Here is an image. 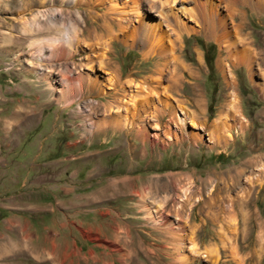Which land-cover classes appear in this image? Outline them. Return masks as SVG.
<instances>
[{"label":"rangeland","instance_id":"obj_1","mask_svg":"<svg viewBox=\"0 0 264 264\" xmlns=\"http://www.w3.org/2000/svg\"><path fill=\"white\" fill-rule=\"evenodd\" d=\"M210 1L220 5L226 29L237 25L238 37L264 55V14L237 1L230 19L226 0ZM39 3L0 0V167L55 161L54 166L64 165L70 172L80 168V179L72 173L65 190L66 211L87 214V222H74L88 228L89 246L95 245L105 264H264V59L253 61L249 71L226 57L223 43L193 31L178 36L168 31L182 67L175 91L162 88L165 81L145 88L142 77L154 61L143 60L140 49L120 42L121 36L109 45L113 72L87 62L96 52L84 44L74 58L82 67L75 71L67 57H28L37 49L22 38L28 35L25 28L54 21L61 5ZM183 6L193 9L191 0ZM139 12L160 19L143 4ZM79 15L83 27L87 15ZM178 16L196 30L191 18ZM136 24L133 18L129 31ZM76 72L100 88L85 94V100L69 102V96L61 97L62 77ZM118 74L132 86L110 88ZM149 90L158 95L152 108L142 112L137 101ZM232 99L236 118L226 111ZM159 103L173 109L171 115L157 118ZM180 109L195 125L187 120L166 128L168 118L175 122L174 111L182 118ZM223 116L222 131H213ZM113 120L122 125L106 124ZM95 125L98 129H90ZM167 130L183 140L167 139ZM16 186L0 192V199L16 195ZM181 187L188 189L186 200ZM15 200L0 204V220L5 208L20 207ZM20 254L15 251L0 264H22Z\"/></svg>","mask_w":264,"mask_h":264},{"label":"bare ground","instance_id":"obj_2","mask_svg":"<svg viewBox=\"0 0 264 264\" xmlns=\"http://www.w3.org/2000/svg\"><path fill=\"white\" fill-rule=\"evenodd\" d=\"M237 1H240L242 5H245L255 14H264V0H254L253 2L251 0H226L224 8L227 18L232 19L236 15V9L234 7ZM47 2H49L50 5L51 2L52 4L54 2L61 3L59 8H55V11L58 12L56 19L52 22H48L47 20L41 23L39 22L35 24L33 30L27 29L26 26L25 30L23 29L25 34L28 35L22 38L31 41L28 47H35V49H37L36 52L33 49L34 52L30 51L27 53L28 57L36 61L47 57L52 58L54 56L57 58L67 57V59L73 62L75 66L74 70H79V68L82 67L80 64L81 61L76 64L74 58L78 54L77 50L81 48L80 45L84 44L83 46H85L86 49L88 48L90 52L94 50L96 52L93 55L94 57L86 58L87 62H93L99 65L100 69L113 72L115 68L109 56V45L112 41L118 40V37L121 36L122 40H120V42L122 41V43L129 47L136 46L140 49L143 60L154 61L152 68H149L147 74L142 77L143 83L146 84L145 88H158L159 84L165 81L167 85H164L162 88H171L175 91L178 87L177 72L182 67L176 55V44L168 39L172 34L178 36L179 34H187L189 31H193L202 35L206 40H212L218 44L223 43L225 45L226 57L231 58L236 64L246 66L249 71H251L250 67L253 61H262L264 59V55L254 52L250 46L244 42V37L243 39L238 37L239 28L237 25H233L232 31L226 29L224 23L225 17L223 15L219 16L218 14V7L220 5L213 4L210 0H191L193 9L184 8L183 4L185 0H42V3L39 4L44 5ZM62 4L66 6L70 5L71 8L68 6L69 9L66 8V11L61 8ZM142 4L147 6L149 13L157 14L160 19L155 21L146 15L143 17L139 12V6ZM53 6L54 5H51V7ZM81 11H85L87 15L85 19H82L83 27L79 19ZM178 15H186V17L191 18L195 22L194 27L196 30L186 27L183 20ZM133 18H136L137 24L136 27L129 31V27L132 26L131 21ZM36 19L32 18L34 23ZM87 20H89L90 23H87ZM30 26H32V24ZM78 26L80 28H78ZM168 31H171L172 34H168ZM232 32L234 40L231 37ZM87 39H92L93 43H86L85 40ZM43 50L47 51V54H44V52L42 53ZM257 65L259 66V71H261V63ZM67 72L72 73L70 69ZM261 72L260 75L264 77L263 70ZM133 74L134 73H131L130 75ZM121 78L122 76L120 74L114 76L110 88H123L124 85L130 88L132 86V82L121 80ZM62 81L65 85V90L61 93V97L64 98L69 96L71 98L69 102H72V98H76L79 101L85 100V94H92L100 88V85L94 80L84 79L78 72H76L75 75L71 74V76L62 77ZM156 82L158 86H152V84ZM157 95L155 92L149 90L141 100L137 101L142 112H145L143 111L144 108H152L154 105L153 100ZM117 103L123 106L127 105L126 100H117ZM159 105L161 107L157 110L154 108L157 118L164 117L167 114L171 115L173 112V109H169L166 104L162 105L159 103ZM166 107L168 111H165ZM226 111H228L227 113L230 114H228L230 117L236 118L234 99L229 103ZM176 112L177 111H174V117H172L175 122L168 118L166 128L172 126L173 123L182 125L187 120L194 124L186 114L187 112H181L180 109L182 118H180L181 115L178 117ZM226 121V117H220L218 121L213 124L212 130L216 132L220 131L223 129L222 122ZM106 124H113L115 127L122 125L114 120ZM98 127L97 125L90 126V129L94 130L98 129ZM165 135L167 139L175 143L183 140V138H178L173 130H171V132H168V130L165 131ZM186 189L187 188H182L181 190L184 199L186 198V194H188L186 193L188 189Z\"/></svg>","mask_w":264,"mask_h":264},{"label":"crops","instance_id":"obj_3","mask_svg":"<svg viewBox=\"0 0 264 264\" xmlns=\"http://www.w3.org/2000/svg\"><path fill=\"white\" fill-rule=\"evenodd\" d=\"M53 164L0 167L1 195L12 183L17 185L16 195L3 197L0 204L16 199L21 207L5 208L0 220V260L18 251L22 264H105L95 245L89 246L88 228L74 222H87V214L66 211L69 179L72 173L79 178L82 170L70 172Z\"/></svg>","mask_w":264,"mask_h":264}]
</instances>
